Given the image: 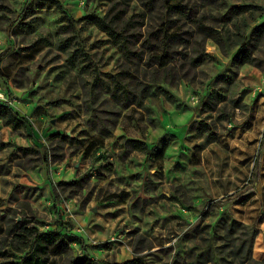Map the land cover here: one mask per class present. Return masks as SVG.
<instances>
[{"label":"rangeland","instance_id":"rangeland-1","mask_svg":"<svg viewBox=\"0 0 264 264\" xmlns=\"http://www.w3.org/2000/svg\"><path fill=\"white\" fill-rule=\"evenodd\" d=\"M59 1L0 0V252L26 225L59 264H264V0Z\"/></svg>","mask_w":264,"mask_h":264},{"label":"trees","instance_id":"trees-1","mask_svg":"<svg viewBox=\"0 0 264 264\" xmlns=\"http://www.w3.org/2000/svg\"><path fill=\"white\" fill-rule=\"evenodd\" d=\"M46 1L49 4L54 5L56 8L62 10V4L59 0H41ZM82 19L93 23L101 31L105 32L111 37L114 44L121 46L125 52H129L127 37L116 30L112 23L106 19L105 16L100 17L94 13H88L82 17ZM73 20L69 19L68 24L64 27L68 28ZM262 27V26H260ZM211 32H215L211 30ZM5 55V52L0 53V60ZM200 58L194 60V63H200ZM233 60L239 62H254L255 57L250 53L247 44L243 43L236 51ZM115 84L120 85L119 80L114 77ZM0 118L5 125H9L12 128L18 127L23 121L22 118L13 110V108L7 103H0ZM131 147L138 150L148 151L150 148L138 139L129 140ZM6 143H0V148H3ZM18 150L22 152L31 151L32 148L27 146H16ZM33 221V219H28ZM17 227V225H16ZM1 231V230H0ZM76 239V238H74ZM15 242V244H13ZM68 242L63 239L59 232L56 230H44L41 231L34 226H20L15 232H13V240L10 242L7 250L1 251L0 255H9L15 259L10 264H59L58 258H60L62 249L67 247ZM99 247V246H96ZM7 264V263H2ZM66 264H144L141 257L135 256L130 260L108 263L101 260H95L88 256L87 252L82 251L79 255L71 257L67 260Z\"/></svg>","mask_w":264,"mask_h":264}]
</instances>
